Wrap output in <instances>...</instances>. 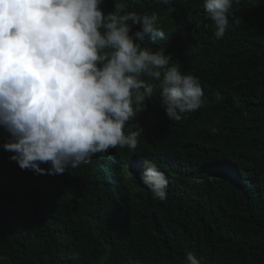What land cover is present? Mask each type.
Returning a JSON list of instances; mask_svg holds the SVG:
<instances>
[{"label":"trees","instance_id":"1","mask_svg":"<svg viewBox=\"0 0 264 264\" xmlns=\"http://www.w3.org/2000/svg\"><path fill=\"white\" fill-rule=\"evenodd\" d=\"M123 2L158 13L168 39L144 43L199 77L206 105L171 121L157 89L130 122L144 129L136 150L55 176L11 162L0 128V264H182L189 251L202 264H264V0L234 3L222 39L204 0ZM145 159L169 180L164 201L140 179Z\"/></svg>","mask_w":264,"mask_h":264},{"label":"clouds","instance_id":"2","mask_svg":"<svg viewBox=\"0 0 264 264\" xmlns=\"http://www.w3.org/2000/svg\"><path fill=\"white\" fill-rule=\"evenodd\" d=\"M175 11L173 0H160ZM239 0H204L205 19L222 39ZM0 0V128L11 162L62 175L110 149L136 150L144 132L130 126L158 89L171 121L206 105L199 77L172 65L152 44L167 40L158 13L129 11L123 0ZM135 29V31H134ZM133 127L135 130H133ZM142 183L167 199L169 180L145 159ZM47 165L48 167H42ZM182 264H202L189 251Z\"/></svg>","mask_w":264,"mask_h":264}]
</instances>
